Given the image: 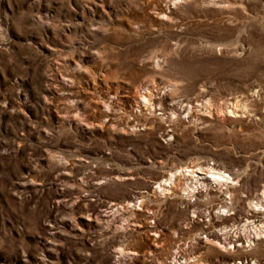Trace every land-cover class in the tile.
<instances>
[{"label":"rangeland","instance_id":"rangeland-1","mask_svg":"<svg viewBox=\"0 0 264 264\" xmlns=\"http://www.w3.org/2000/svg\"><path fill=\"white\" fill-rule=\"evenodd\" d=\"M213 163L262 190L264 0H0V264H264L199 239L223 186L155 191Z\"/></svg>","mask_w":264,"mask_h":264},{"label":"bare ground","instance_id":"bare-ground-1","mask_svg":"<svg viewBox=\"0 0 264 264\" xmlns=\"http://www.w3.org/2000/svg\"><path fill=\"white\" fill-rule=\"evenodd\" d=\"M152 93L149 89L144 93L138 95L139 103L143 104L147 108L154 107L152 101ZM191 111V107L189 108ZM226 170L220 169L214 163L212 165L208 164L203 166L201 164H192V166L187 165L181 168H177L171 171L167 176H164L160 181L155 183V191L160 193H169L171 190L177 186H180L184 191L182 193L190 196V193L195 191L196 188L191 184L192 182L200 183L203 186L206 185L208 188L212 183H216L223 186L225 190V197L222 205L218 208L216 212L218 216L228 217L233 220L230 225H224L217 229L215 232L216 239L211 238L209 233H199V239L208 240L209 242L216 243V245L221 246L225 250H243L248 246L250 249H262L264 245V183L263 188L258 193L251 198L247 199V206H240L239 199L235 197L231 192V188L237 187L239 185L238 181L234 177L233 173H228L226 175ZM184 180L182 184L179 181ZM190 180V183L188 182ZM186 192V193H185ZM227 192V193H226ZM229 193V194H228ZM235 193V192H234ZM229 195V196H227ZM244 197V196H243ZM190 200L191 197H188ZM246 201V200H245ZM130 205H136V202L127 201ZM142 200L139 201L141 204ZM245 203V202H244ZM121 206V205H119ZM237 210L238 216H231V210ZM209 218L212 217L210 212L206 213ZM205 235V236H202ZM119 257H127L129 254L124 249H119ZM175 255L172 259L173 264H190L191 258L180 260L177 259V253L175 249ZM121 262V261H120ZM171 262L169 261V264ZM264 263V262H263ZM209 264V263H208ZM222 264H258L257 256L244 257L242 259L228 260L224 261Z\"/></svg>","mask_w":264,"mask_h":264},{"label":"built area","instance_id":"built-area-1","mask_svg":"<svg viewBox=\"0 0 264 264\" xmlns=\"http://www.w3.org/2000/svg\"><path fill=\"white\" fill-rule=\"evenodd\" d=\"M228 175V174H227Z\"/></svg>","mask_w":264,"mask_h":264}]
</instances>
